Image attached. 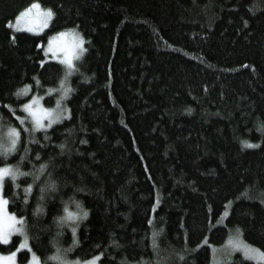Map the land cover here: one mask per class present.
Instances as JSON below:
<instances>
[{
    "label": "trees",
    "instance_id": "16d2710c",
    "mask_svg": "<svg viewBox=\"0 0 264 264\" xmlns=\"http://www.w3.org/2000/svg\"><path fill=\"white\" fill-rule=\"evenodd\" d=\"M74 32L84 49L65 77L47 47ZM33 98L67 114L32 130ZM262 126L264 0H0V139L20 131L0 152L19 169L3 196L41 264H216L237 228L264 252Z\"/></svg>",
    "mask_w": 264,
    "mask_h": 264
},
{
    "label": "snow or ice",
    "instance_id": "6c2138e0",
    "mask_svg": "<svg viewBox=\"0 0 264 264\" xmlns=\"http://www.w3.org/2000/svg\"><path fill=\"white\" fill-rule=\"evenodd\" d=\"M35 8H39V5L37 3H33L30 7L23 9L22 11H20L18 13V15L16 16V21L20 22L22 18H24L28 13H30L32 11V9ZM45 11V17L46 18H50L52 15H54V13L52 12L51 9H46ZM46 18L42 21L43 23H46ZM245 24H247V21H245ZM40 30L39 27L36 28H32L30 29V31H38ZM14 39V37H13ZM51 50V48L49 49ZM86 50V49H85ZM76 55H79V52L76 53ZM64 63H66L68 65V68L65 72V77H67V75L72 72L74 70V65L72 64V59L70 56H65L64 57ZM41 63L43 64V61H41ZM64 80H61V84H64ZM68 94V89L64 88L62 90V95H67ZM36 98H33L32 100H29L28 102L24 103L23 105H21L20 107H22L23 109H25L29 115L30 118L33 121V129L35 128H44L47 129L48 127L51 126V124L56 121L59 120L63 115L67 114V111L65 109H61L59 108V104H60V100H57V110L55 112H53L52 109L46 108L43 105H40L39 107H36ZM9 107H11L9 105ZM47 117L48 119V123L45 124L43 123L44 118ZM261 130H264V126H262ZM10 139L5 142L2 139H0V152H2L5 156H7L8 154H10L12 151H15V145L18 142L19 136H20V131L15 128V127H11L10 128ZM84 143H86V141H83ZM242 144L249 146V147H255L256 145L253 144L251 141H247L244 140L242 141ZM61 148L64 147L63 144L60 145ZM39 155V153H37V156ZM41 169H43L45 167V165H40L39 166ZM19 173V169H14L12 165L9 164H4L2 166H0V211H2L3 207L7 204V200L6 198L3 196L2 192H3V180L4 177L9 176L11 177L12 180L16 179L17 174ZM22 174V173H20ZM49 186L50 187H55V181L54 180H49ZM28 188H31V185H28ZM25 199H27V197H25ZM153 208H155V205H153ZM72 216H74L75 214H71ZM83 215L87 216L88 212L85 209L83 211ZM63 219V218H61ZM17 221L20 222V227H16ZM23 222H24V217H16L14 214H8V215H0V240L7 242L8 239L10 238V235L12 232H21L24 235V240L21 242V247L27 248L29 247V245L27 244L28 241V235L26 232H24V228H23ZM151 223V221H150ZM76 229L73 228L72 232L73 234H75ZM162 231V229H161ZM239 228H237V232L234 238L229 240V243L233 246V247H241L244 249V254L246 256L250 255L251 253H257L259 254V256L264 259V252H261L260 249L255 248L253 246H249L246 245L245 243L241 242L240 238H239ZM157 232H153V247L157 248V242H156V237ZM74 243H77V241L74 240ZM113 243H115L113 241ZM12 256L15 255V253L13 252L11 254ZM99 255L98 254L96 257H93L91 259V261L86 262V264H96V261H98L99 259ZM33 264H39L38 260L35 259V253H33ZM53 259H59V256H54L52 257ZM65 264H67V262H65Z\"/></svg>",
    "mask_w": 264,
    "mask_h": 264
},
{
    "label": "rangeland",
    "instance_id": "374dc122",
    "mask_svg": "<svg viewBox=\"0 0 264 264\" xmlns=\"http://www.w3.org/2000/svg\"><path fill=\"white\" fill-rule=\"evenodd\" d=\"M35 12H36L35 10H32L24 18L21 19V21L19 22V24L20 25H23L24 22H22V21L26 17H29V19H30ZM49 23L47 25H49ZM30 25L33 26V27H35V28L36 27L43 28L42 26H45L46 23H43L41 25H38V24H32V23H30L27 20L26 26L27 27H30ZM20 29H25V30L30 31L31 28H20ZM31 32H33V31H31ZM77 35L78 34L76 32H74V33H72L70 35L67 34L66 35V37H67V40L66 41H63L64 38H65V35L61 36L58 39L55 38V40L53 41L51 50H49L50 47H47V50L50 52L51 55H53V57H57V58L61 59V61H64V57L66 55L67 56H70L71 59H72V64H73L74 61L81 55V53H82V51L84 49L83 41ZM80 48H81V52H79L80 51ZM77 52H79V55H76ZM40 105H41L40 102L37 101L36 107H39ZM55 111H56V109L53 110V112H55ZM4 179H5V177H4ZM2 194H3V192H2ZM8 214H11V213L8 211L7 204H6L3 207L2 211H0V215H8ZM16 227H20V222L19 221H17ZM15 235H19L21 237L18 251L16 250L14 252L15 253L14 256L11 255L12 253L11 254H4V253L0 252V264H33V259H34L33 258V252L31 251V247H30V244H29V240L27 241V244L29 245V247L24 248V247H21L20 246L21 245V242L24 240L23 233H21V232H12L11 235H10V238L8 239L7 242H4V241L0 240V243H2V244L8 243L11 240V238L13 236H15ZM234 237H235V235L232 236V237H230V238H228L227 241H226V243L224 244V246L221 249H219L218 251L215 252V254H214V260H215V263L216 264L221 263L222 260H223V258H225L226 255H230L231 252L232 253L240 252L245 257H247L249 259H252V260H254L256 262H264V259H262L259 256V254H257V253H251L250 255L246 256L244 254V249L243 248H241V247H233L229 243V240L232 239V238H234ZM240 240H241V242L245 243L246 245L252 246V245L244 242L242 239H240ZM29 250L31 251V255L29 256L28 261L25 262V263H20L19 260H18V252L19 251H29ZM35 259L38 260L39 264H41L39 258L36 255H35ZM89 261H91V259L90 260H87V261H77V260L76 261L75 260L70 261L69 260V261H66V262H67V264H86V262H89ZM96 264H99V261H96Z\"/></svg>",
    "mask_w": 264,
    "mask_h": 264
}]
</instances>
